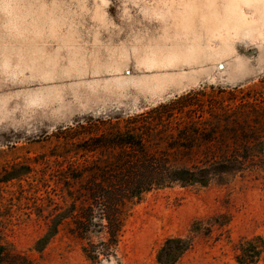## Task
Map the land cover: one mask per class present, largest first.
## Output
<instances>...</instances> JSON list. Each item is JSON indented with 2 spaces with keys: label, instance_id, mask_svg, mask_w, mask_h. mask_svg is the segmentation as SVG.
<instances>
[{
  "label": "rangeland",
  "instance_id": "rangeland-1",
  "mask_svg": "<svg viewBox=\"0 0 264 264\" xmlns=\"http://www.w3.org/2000/svg\"><path fill=\"white\" fill-rule=\"evenodd\" d=\"M242 90L264 92V0H0V244L34 264H163L182 238L172 264H240L241 244L264 239V164L152 191L115 246L107 230L71 232L69 164L84 162L57 156L91 116Z\"/></svg>",
  "mask_w": 264,
  "mask_h": 264
},
{
  "label": "trees",
  "instance_id": "trees-1",
  "mask_svg": "<svg viewBox=\"0 0 264 264\" xmlns=\"http://www.w3.org/2000/svg\"><path fill=\"white\" fill-rule=\"evenodd\" d=\"M60 139L64 149L57 157L84 162L69 164V175L80 188L74 192L72 181L66 182L74 196L73 212L81 204L71 232L85 239L94 227L107 230L116 246L130 209L152 191L207 186L215 176L263 166L264 92L242 90L219 102L191 92L127 119L122 114L91 116L66 128ZM95 215L106 225L95 223ZM188 248L182 238L169 240L161 262L172 264ZM240 250V264H256L264 253V239L241 244ZM0 264L34 263L0 244Z\"/></svg>",
  "mask_w": 264,
  "mask_h": 264
},
{
  "label": "bare ground",
  "instance_id": "bare-ground-1",
  "mask_svg": "<svg viewBox=\"0 0 264 264\" xmlns=\"http://www.w3.org/2000/svg\"><path fill=\"white\" fill-rule=\"evenodd\" d=\"M242 21V20H241ZM239 23V22H238ZM251 23V22H250ZM252 24V23H251ZM250 24V26L251 27H255L254 25H251ZM258 28L259 29H261V28H263L262 26L261 27H259L258 26ZM246 32H247V38H249V37H251V38H253L255 35H258L259 33H260V31H258L256 28H248L247 30H246ZM231 35V34H230ZM254 35V36H253ZM230 39V38H229ZM230 45V44H229Z\"/></svg>",
  "mask_w": 264,
  "mask_h": 264
}]
</instances>
